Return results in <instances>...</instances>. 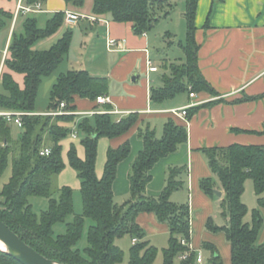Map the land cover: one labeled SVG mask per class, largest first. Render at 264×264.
Listing matches in <instances>:
<instances>
[{
    "label": "trees",
    "instance_id": "1",
    "mask_svg": "<svg viewBox=\"0 0 264 264\" xmlns=\"http://www.w3.org/2000/svg\"><path fill=\"white\" fill-rule=\"evenodd\" d=\"M45 1L23 0V6ZM64 1L81 7L84 0ZM197 2L185 0L183 17L186 35L185 43L180 45L184 62L163 66L169 72L162 76L161 87L150 89V101L153 103L183 92H206L212 97L219 96L203 78L197 65L198 45L194 40ZM174 4V0H93L92 12L95 15L108 14L114 22L130 23L134 34L142 35L149 32L159 18L168 17ZM21 14L25 15L21 23L23 31H12L0 71V110L27 115L21 117L22 133L18 141H11L9 123L0 117V176L9 153L13 155L11 178L0 191V219L27 245L59 264H121L124 253L115 240L124 236L131 239L129 264H154L158 250L143 240L144 232L136 222L139 214L152 213L157 221L168 226V243L161 251V264H193L197 256L193 252L186 260L179 259L188 250L181 241L190 242L189 207L171 201L172 193L183 187L182 178L187 174V167L169 168L160 194H146L152 167L187 142L186 127L170 118L164 123L160 137L150 129L139 132L143 147L130 165L128 198L118 205L113 201L112 183L118 164L129 155L130 145L125 142L115 149L108 148L102 177L97 178V141L99 138L113 139L124 135L137 122L138 115L132 113L119 119L108 112L83 116L78 126L85 135L82 141L85 158L79 159L74 150L69 153V163L81 180L83 214L66 224L65 234L53 235L52 227L73 213L69 188L60 189L57 200L51 198L53 179L63 169L59 143L70 133L61 123L76 117L75 99L97 104L98 96H106L108 79L91 76L85 70L60 73L49 90L47 111L37 114L35 101L39 86L67 56L72 33L65 31L48 49H34L37 41L50 37L63 25L64 12L54 13L43 28L38 27L35 13ZM13 17L12 12L0 9V29L7 28ZM1 60L0 54V63ZM15 75L22 76V86L15 80ZM61 103L64 104L62 111L70 114H48L61 110ZM212 103L188 108L185 120L189 121L200 108ZM103 107L105 111L111 110L108 104ZM261 133L264 134V130ZM44 149L49 150L48 155L41 154ZM201 150L223 191L218 208L226 221L224 226L218 227L209 218L205 228L212 233L223 232L230 245V264H264V242L257 243L263 224L259 209H264V197L261 196L264 193V145L231 144ZM248 179L253 183L258 206L251 211L250 223L244 222L248 209L241 200L244 183ZM199 186L205 195L216 198L212 178L201 179ZM30 196L50 200L40 219L27 202ZM84 218L90 219L92 225L88 230L85 256H82L73 246L81 235ZM134 238L137 241L133 244ZM202 246L211 253L209 264H223L213 245L204 243ZM0 264L21 263L12 255L0 251Z\"/></svg>",
    "mask_w": 264,
    "mask_h": 264
},
{
    "label": "crops",
    "instance_id": "2",
    "mask_svg": "<svg viewBox=\"0 0 264 264\" xmlns=\"http://www.w3.org/2000/svg\"><path fill=\"white\" fill-rule=\"evenodd\" d=\"M11 4L14 5L12 10ZM19 4L23 5V0H0V9L14 14L8 26L4 48L9 44L12 31L20 29L25 16L16 14ZM92 6L93 0H84L81 7L66 4L64 0H46L41 4L40 12L34 14L43 16V25L56 12H72L83 18L72 26L63 22L53 35L37 41L33 48L48 49L65 31L70 30V47L63 61L65 72L85 70L91 76L107 78L106 96L110 98L108 105L111 107V115L116 119L132 113L138 115L137 122L124 135L113 139H98L96 177H102L108 148L115 149L125 142L129 143V155L118 164L112 183L113 201L122 204L129 195L130 165L143 147L139 132L150 129L157 137L161 136L163 125L169 118L185 126L187 142L152 167L146 194H160L169 168L187 167V174L182 178L183 187L172 193L171 201L189 207L191 253L201 255L202 245L208 243L216 248L223 264H230V245L223 232L212 233L205 228L206 221L209 218L216 221L217 214L221 212L218 204L223 191L215 181L201 149L231 144L264 145V134L261 133L264 130V0H198L194 18V40L198 45L197 65L203 78L219 96L212 97L201 92L191 98L190 94L183 92L180 94H186L185 99H176L177 94L160 103L150 101V89L162 85V77L157 75L159 69L151 53L162 41L152 36V31L135 35L130 23L114 22L108 14L95 15ZM164 35L168 39L167 46H170L172 33L166 31ZM110 40L116 42L114 47L109 48ZM147 61L157 71L149 72ZM171 63L164 58L162 65ZM164 70L168 74V69ZM209 102L213 103L200 108L189 121L171 113L175 109L196 107ZM75 105L76 116L89 117L109 112L104 110L105 104H95L89 100L77 98ZM36 111L37 114L45 113ZM205 178H212L214 190L221 193L220 197L215 195L214 199L202 192L199 182ZM248 180L244 183V189ZM244 193L241 196L243 203ZM261 196L264 197V193ZM246 207L249 211V207ZM259 210L264 223V209ZM136 222L144 232L143 240L158 250L157 256L161 254L162 249L167 247L168 226L157 221L152 213L139 214ZM219 225L216 226H222ZM262 242L264 231L259 237V243Z\"/></svg>",
    "mask_w": 264,
    "mask_h": 264
},
{
    "label": "rangeland",
    "instance_id": "3",
    "mask_svg": "<svg viewBox=\"0 0 264 264\" xmlns=\"http://www.w3.org/2000/svg\"><path fill=\"white\" fill-rule=\"evenodd\" d=\"M174 7L170 11L168 18H159L158 22L154 25V27L150 30L152 31V36H156L158 40L162 41V44L152 51V57L154 58V64L159 69L158 77H162L167 72L163 69L162 62L164 58L169 59L172 63L181 64L184 62V56L182 50L180 48V44L185 43V35H186V22L185 19L182 18V14L185 10V1L184 0H174ZM13 4H11V10L13 8ZM6 10H9L6 8ZM159 14V12H158ZM38 20L39 28H43V16L35 15ZM180 23V26H179ZM16 31V30H15ZM22 32V28L16 32ZM168 31L172 33L173 38L170 39L172 41L171 45L167 46V38H164L165 32ZM11 36V35H10ZM8 38V27L0 29V51L3 50L6 40ZM66 59V58H65ZM65 59L63 61H65ZM62 61L61 64L57 67L56 71L49 77L44 78L42 80L41 85L39 86L36 101H35V109L40 111H47L48 103H49V90L56 81L58 74L65 72V64ZM2 60L0 63V71L2 68ZM17 82L22 86V76L16 75ZM186 94H179L177 95L176 99H185ZM82 120L81 116H76L72 121H64L61 125L70 130L68 136L64 137L59 145L61 150V159L63 163V169L59 173V175L55 176L53 179V192H52V199L57 200L59 198V191L63 187L69 188L72 192V205H73V213L69 215L63 222L57 223L52 227V232L54 236L63 235L66 232V224L72 223L76 216H82L83 214V205H82V198L80 193V185L81 180L77 174V172L72 168L69 163V153L74 150L76 156L83 160L85 158V152L82 145V141L85 138L84 133L79 128V123ZM9 131H10V139L11 141H18L21 136L22 130L21 128L17 127L13 122L7 121ZM72 135H75V138H72ZM160 137V135L158 136ZM12 164H13V155L9 153L7 157V163L5 169L0 176V191L4 188L6 184H8L11 175H12ZM104 168V167H103ZM215 177V176H214ZM215 181L219 183L218 179L215 177ZM244 196L243 200L244 203L249 207V211L252 209H257L256 206V196L253 190V183L251 180L246 182V187L244 189ZM1 199V198H0ZM28 204L31 206L33 213L36 215L38 219H40L42 213L46 211L49 207L50 200L46 197L41 196H30L27 199ZM248 211V214L244 218V222L250 223L251 222V215ZM215 219L213 220V222ZM225 220L219 214H217V219L214 222L215 225L222 224L224 225ZM90 225H92V221L88 218H84L83 228L81 235L73 249L77 250L82 256H85V249L88 246V230ZM219 225V226H220ZM264 231V223L262 224L261 230L259 232V237L261 233ZM115 244L119 245L124 253L123 261L121 264H129V249L131 246V239L129 236H124L120 239L115 240ZM201 255L204 259V264H209V259L211 257V253L208 249H203ZM162 263V256L159 254L156 257L154 264H161Z\"/></svg>",
    "mask_w": 264,
    "mask_h": 264
},
{
    "label": "built area",
    "instance_id": "4",
    "mask_svg": "<svg viewBox=\"0 0 264 264\" xmlns=\"http://www.w3.org/2000/svg\"><path fill=\"white\" fill-rule=\"evenodd\" d=\"M40 10H41V3H36L33 6H29V7H25L22 4H19L17 9H16V14H18L19 12H21V13H36V12H40ZM80 18H83V16H80V15H78L76 13H72V12H65L64 13V22L67 25H70V26L75 25ZM115 43H116L115 41L110 40L109 43H108L109 48L114 47L116 45ZM7 47H8V45H6V47L2 51H0V54H1V57H2V62H3V60H4L5 56H6ZM147 68H148L149 72L157 71V68L154 67L150 61H147ZM194 96H195L194 94H190L191 98H193ZM96 103L100 104V105L109 104L110 103V98L108 96H98L96 98ZM62 108H64V104L63 103L60 104V109L61 110H59L58 112L48 113V114L49 115H53V116L70 114L69 112L62 111ZM187 109H188V106L184 107L182 109L172 110L171 113L177 114V115H179L181 117H185ZM108 113L111 114V111H109ZM24 115H27V113L0 110V117L4 118L6 121L13 122L19 128L22 127L21 117L24 116ZM72 137H75V135H72ZM41 154L48 155L49 154V150L48 149H44L41 152ZM136 241H137V239H135V238L132 239V243L133 244ZM181 244L184 245V246H187L188 250L185 253H183L179 257V259L180 260H186L188 258V256H189V253L191 252L190 245L185 240H182ZM193 264H204V261H203V258L201 257V255H197L196 256L195 262Z\"/></svg>",
    "mask_w": 264,
    "mask_h": 264
},
{
    "label": "water",
    "instance_id": "5",
    "mask_svg": "<svg viewBox=\"0 0 264 264\" xmlns=\"http://www.w3.org/2000/svg\"><path fill=\"white\" fill-rule=\"evenodd\" d=\"M214 194L220 197V192L214 190ZM0 241L6 247L1 250L12 255L21 264H59L39 254L32 247L22 241L1 219H0Z\"/></svg>",
    "mask_w": 264,
    "mask_h": 264
},
{
    "label": "bare ground",
    "instance_id": "6",
    "mask_svg": "<svg viewBox=\"0 0 264 264\" xmlns=\"http://www.w3.org/2000/svg\"><path fill=\"white\" fill-rule=\"evenodd\" d=\"M0 249H1V250H6V247L2 244L1 241H0Z\"/></svg>",
    "mask_w": 264,
    "mask_h": 264
}]
</instances>
